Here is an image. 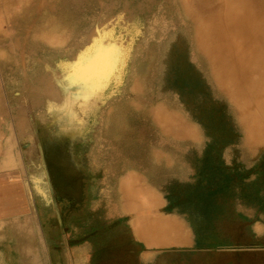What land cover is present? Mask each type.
Wrapping results in <instances>:
<instances>
[{"label": "rangeland", "instance_id": "374dc122", "mask_svg": "<svg viewBox=\"0 0 264 264\" xmlns=\"http://www.w3.org/2000/svg\"><path fill=\"white\" fill-rule=\"evenodd\" d=\"M195 3L0 0V103L22 106L23 119L53 121L37 140L48 152L64 148V161L74 167L87 166L89 151L111 154L112 162L120 153L123 173L136 163L170 197L205 200L207 207L187 203L180 210L199 209L202 229L209 224L204 212L216 210L213 264H264V234L253 229L254 221L264 227V140H249L239 105L220 84L211 22L217 13H209L221 1L200 0V9ZM98 58L105 66L112 61L113 70L98 90L96 69L87 75L91 81L68 79L77 70L85 74ZM64 87L83 109L79 120L63 115ZM86 96L94 97L93 109ZM64 123L70 135L77 133L66 147L56 135ZM33 142L27 136L23 144ZM89 208L91 227L97 226V201Z\"/></svg>", "mask_w": 264, "mask_h": 264}, {"label": "crops", "instance_id": "0c3cea01", "mask_svg": "<svg viewBox=\"0 0 264 264\" xmlns=\"http://www.w3.org/2000/svg\"><path fill=\"white\" fill-rule=\"evenodd\" d=\"M20 108L0 103V264H213L216 210L204 212L203 229L199 209L180 210L207 207L205 200L170 197L136 163L123 173L120 153L112 162L111 154L89 151L87 166L74 167L64 161L66 151L48 153L37 140L53 121L23 119ZM27 136L33 144H23ZM91 199L100 214L92 227ZM238 212L250 218L247 210ZM254 223L255 233L264 234L261 221Z\"/></svg>", "mask_w": 264, "mask_h": 264}, {"label": "bare ground", "instance_id": "6f19581e", "mask_svg": "<svg viewBox=\"0 0 264 264\" xmlns=\"http://www.w3.org/2000/svg\"><path fill=\"white\" fill-rule=\"evenodd\" d=\"M220 1L221 3L217 10L209 13L212 15L217 13L215 19L214 17L213 19L211 17V22H213V26H215L216 29V33L213 36L215 46L214 54L218 61V67L222 70L220 73L221 77L219 76L220 84L239 105L243 116L242 119L248 130L249 140L251 142L260 139L264 140V0ZM195 6L200 9V0H196ZM210 10L212 9L210 8ZM105 44L106 43L104 42V45ZM100 55V53L96 54V56ZM100 62L99 58L88 62L87 71L85 72L87 76L95 69L98 71H94L99 73V76L94 80V87L96 90L102 86V80L104 79V81H106L111 74V71H113L111 69L112 61L111 63H108L107 66L103 65L104 62ZM98 64L102 66L99 67ZM89 80L90 76H87L86 81ZM65 88L66 87H64L65 92L63 100L62 102H59V104L63 106L62 109L67 110L66 112H63V115L67 116L70 120H79L82 116L81 114H83V109L74 105L72 102L69 106L67 102L69 100L71 101V88H69V91ZM84 91V88H80L76 92V95L82 97V94L86 93ZM86 98L88 99V108L90 107V109H93V104L95 102L94 97L86 96ZM56 122L57 121L55 120V123ZM68 126V123L61 124V128L56 131V135H61L65 140V142L60 143L62 147H64L65 144L66 147L77 134L70 135L71 129ZM59 139L61 138H58V140ZM63 149H60V151H63ZM52 161L59 162L60 160L52 159ZM49 163L51 164V161Z\"/></svg>", "mask_w": 264, "mask_h": 264}, {"label": "snow or ice", "instance_id": "6c2138e0", "mask_svg": "<svg viewBox=\"0 0 264 264\" xmlns=\"http://www.w3.org/2000/svg\"><path fill=\"white\" fill-rule=\"evenodd\" d=\"M69 67H73V68H75V67H77V66H75V65H69ZM77 77H79V78H81V79L87 78L86 74H84L83 72L77 70V71L73 72V74H72L71 76H69L68 79L71 80V79H75V78H77ZM67 103H68L69 106H70L71 101L69 100Z\"/></svg>", "mask_w": 264, "mask_h": 264}]
</instances>
